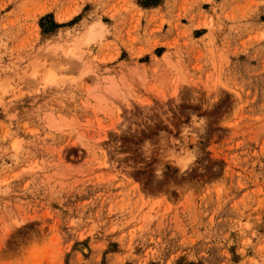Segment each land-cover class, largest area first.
<instances>
[{"label": "rangeland", "instance_id": "1", "mask_svg": "<svg viewBox=\"0 0 264 264\" xmlns=\"http://www.w3.org/2000/svg\"><path fill=\"white\" fill-rule=\"evenodd\" d=\"M0 264H264V0H0Z\"/></svg>", "mask_w": 264, "mask_h": 264}, {"label": "clouds", "instance_id": "2", "mask_svg": "<svg viewBox=\"0 0 264 264\" xmlns=\"http://www.w3.org/2000/svg\"><path fill=\"white\" fill-rule=\"evenodd\" d=\"M107 34H108V26L104 25L101 20H95L89 25H87V27L82 31L81 38L76 42L75 46L77 47L78 50H82L83 48L91 46L93 44L99 45L104 42ZM170 67H172L175 70L176 66L170 65ZM178 75L182 76V73H178ZM6 90L7 89H5V91ZM105 93H108L109 95L114 96L116 98H121L123 95L118 84L115 81H112L108 78H106L103 82L98 81L94 86H90L88 94L90 97L96 100L97 107L100 108L101 110L106 108L109 104V101L106 99ZM193 118H195L197 122H202L200 123L199 127H195L193 125L192 123ZM165 122H167L166 119ZM51 126L54 128V130H62L56 127V125H51ZM205 127H206V121L204 119H197V117L193 115L191 118L190 125L182 126V128L180 129V140L183 141V143L180 144L184 150L181 151L180 148H178L179 151L176 150L177 153L176 158L185 161H190L188 168L191 165H193V163L196 161L198 152L195 147H193L192 149L188 148L189 144L195 145L196 143L189 142L188 144L185 145L184 140L188 139L190 141L192 136H195L198 139V134H203ZM170 140H176V139H173L172 137H169L167 133L162 132L160 133L159 136L158 145H153L151 141H145L141 147V152L143 154L144 159L146 161L150 160L153 152L157 151L158 149L159 156L162 161L171 163L174 166H176L175 160L169 161L162 158L166 156L169 150L173 147V145L170 143ZM162 173H163V164L158 165L156 167V172H155L156 177L162 178Z\"/></svg>", "mask_w": 264, "mask_h": 264}]
</instances>
